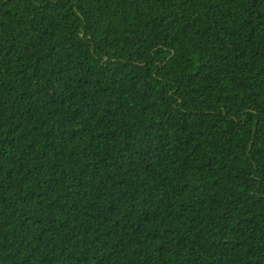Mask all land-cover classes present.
Instances as JSON below:
<instances>
[{
	"label": "trees",
	"instance_id": "1",
	"mask_svg": "<svg viewBox=\"0 0 264 264\" xmlns=\"http://www.w3.org/2000/svg\"><path fill=\"white\" fill-rule=\"evenodd\" d=\"M0 264H264V0H0Z\"/></svg>",
	"mask_w": 264,
	"mask_h": 264
}]
</instances>
